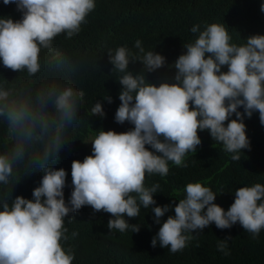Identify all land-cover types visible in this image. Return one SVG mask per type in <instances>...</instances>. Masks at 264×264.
Instances as JSON below:
<instances>
[{
  "label": "clouds",
  "instance_id": "9594fccd",
  "mask_svg": "<svg viewBox=\"0 0 264 264\" xmlns=\"http://www.w3.org/2000/svg\"><path fill=\"white\" fill-rule=\"evenodd\" d=\"M3 4H15L22 18H0V61L13 72L26 70L28 78L42 70L41 50L53 52V40L62 33L69 39L78 34L96 7L95 0H3ZM260 11L264 12V3ZM190 31L198 36L183 45L186 51L169 67L175 70L172 83L157 86L147 81L145 72L164 67L166 58L146 52L140 40L135 41V53L126 45L107 50L111 72L122 74L114 119L133 127L124 132L100 130L84 142L91 143V154L82 162L72 161L67 202V173L52 165L73 140L67 138L68 132L80 120L85 93L56 79L36 89L8 86L12 82L3 79L0 185L13 187L22 175L37 170L43 175L32 199L16 196L11 204L7 197L0 199V264H72L73 249L64 247L69 239L64 221L67 217L71 222L69 214L84 206L110 214L108 229L121 233L129 229L138 233L140 225L129 224L125 217L136 218L141 208H151L154 223L160 225L151 246L159 241L171 253L185 249L193 232L213 223L220 230L239 223L253 239L259 236L264 229V184L236 188L226 211L214 203L218 194L200 182L188 183L178 203L162 206L153 198L159 183L145 185L148 176H167L169 162L187 167L186 155L194 154L202 143L199 131L207 130L233 161H240L241 150H251L244 118L258 112L264 125V35H250L238 45L231 42L224 23H211L203 30L194 24ZM136 61L143 69L134 74L129 64ZM103 99L112 103L110 96ZM91 115L105 116L100 102L91 108ZM170 209L174 215L161 221ZM230 239L217 243L225 256L230 254Z\"/></svg>",
  "mask_w": 264,
  "mask_h": 264
},
{
  "label": "trees",
  "instance_id": "16d2710c",
  "mask_svg": "<svg viewBox=\"0 0 264 264\" xmlns=\"http://www.w3.org/2000/svg\"><path fill=\"white\" fill-rule=\"evenodd\" d=\"M264 0H95V9L86 17L81 31L72 38L62 33L53 40V52L41 50L42 70L28 78L27 72L17 73L3 66L0 61V83L3 79L12 82L8 86L39 88L43 82L56 79L70 82L85 95L78 112L80 120L69 129L67 142L58 154V162L52 167L63 168L66 173L64 197L67 202L71 191V163L83 161L91 154L89 141L100 130L124 132L133 125L115 121L121 85V73L111 72L107 50L127 46L132 52L135 41L140 40L145 51H155L166 58L164 67L154 72H145L147 81L159 85L162 81L174 82L175 70L172 63L183 54V45L194 42L198 33H191L194 24L203 30L211 23H224L232 41L238 45L246 43L250 35H264V12L260 11ZM10 17L14 21L22 18L15 4L4 5L0 0V18ZM143 65L136 61L129 64L134 74L142 71ZM227 68H222L226 71ZM111 72V73H110ZM112 98V103L103 99ZM96 102L103 106L105 116L91 115ZM243 112V109H238ZM235 119V115L231 117ZM246 135L250 149L241 150V160L233 161L231 153H226L221 144L212 141L207 130L199 131L201 139L194 154L185 157L187 167H177L169 162V173L165 177L158 174L148 176L145 185L159 183L158 193L153 198L159 206L178 203L184 198V188L188 183L200 182L218 194L214 203L225 211L234 202V191L241 186L264 184V125L259 122L258 112L251 118H244ZM83 141V142H82ZM43 173L33 171L22 175L20 181L0 185V199L7 197L9 204L16 196L32 199V191L39 186ZM12 189V190H11ZM222 193V194H220ZM155 206V205H154ZM2 210V209H0ZM168 215H174L170 209ZM71 222L66 217L64 226L69 239L64 247L73 249L75 259L72 264H264V229L253 239L239 223L230 229L220 230L210 224L201 232H193L187 247L177 253L169 248L151 246V240L158 232L159 224L154 223L151 208L141 212L136 218H127L129 224L140 225L138 233L130 229L121 233L109 230L107 222L110 214L94 212L89 206L76 213H70ZM76 232L75 237L72 233ZM230 236L229 255L217 250L218 240Z\"/></svg>",
  "mask_w": 264,
  "mask_h": 264
},
{
  "label": "rangeland",
  "instance_id": "374dc122",
  "mask_svg": "<svg viewBox=\"0 0 264 264\" xmlns=\"http://www.w3.org/2000/svg\"><path fill=\"white\" fill-rule=\"evenodd\" d=\"M87 142H89V139L87 140Z\"/></svg>",
  "mask_w": 264,
  "mask_h": 264
}]
</instances>
